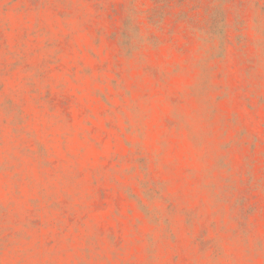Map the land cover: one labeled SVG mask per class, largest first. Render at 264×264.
Listing matches in <instances>:
<instances>
[{
  "label": "rangeland",
  "instance_id": "obj_1",
  "mask_svg": "<svg viewBox=\"0 0 264 264\" xmlns=\"http://www.w3.org/2000/svg\"><path fill=\"white\" fill-rule=\"evenodd\" d=\"M0 264H264V0H0Z\"/></svg>",
  "mask_w": 264,
  "mask_h": 264
}]
</instances>
